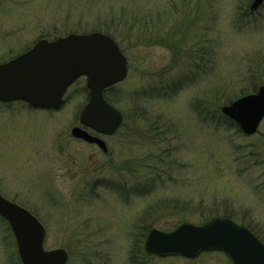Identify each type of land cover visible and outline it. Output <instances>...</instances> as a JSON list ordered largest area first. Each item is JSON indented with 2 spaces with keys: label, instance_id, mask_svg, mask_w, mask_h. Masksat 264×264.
Instances as JSON below:
<instances>
[{
  "label": "rangeland",
  "instance_id": "374dc122",
  "mask_svg": "<svg viewBox=\"0 0 264 264\" xmlns=\"http://www.w3.org/2000/svg\"><path fill=\"white\" fill-rule=\"evenodd\" d=\"M252 2L0 0V64L43 36L99 27L128 59L112 91L124 123L102 136L109 155L71 135L89 99L84 78L58 110L0 103V193L38 216L46 250H67V264H233L219 252L145 251L150 229L216 216L264 241V119L247 135L221 111L264 84V4L251 12ZM0 264H21L1 218Z\"/></svg>",
  "mask_w": 264,
  "mask_h": 264
},
{
  "label": "water",
  "instance_id": "95a60500",
  "mask_svg": "<svg viewBox=\"0 0 264 264\" xmlns=\"http://www.w3.org/2000/svg\"><path fill=\"white\" fill-rule=\"evenodd\" d=\"M263 3L253 0L251 11ZM128 71L126 55L105 33L40 39L25 53L0 64V102L23 101L34 108L59 109L68 89L85 77L89 100L80 113L81 125L74 126L71 134L108 153L106 142L88 129L106 136L118 131L123 114L106 100L104 91L124 81ZM221 111L245 134H255L264 119V85L223 106ZM0 216L13 232L22 264H67L69 254L65 249L45 250L46 228L41 221L1 193ZM145 250L159 257L187 258L220 251L233 264H264V243L249 228L219 216L202 225L183 222L169 232L153 228L147 235Z\"/></svg>",
  "mask_w": 264,
  "mask_h": 264
},
{
  "label": "trees",
  "instance_id": "16d2710c",
  "mask_svg": "<svg viewBox=\"0 0 264 264\" xmlns=\"http://www.w3.org/2000/svg\"><path fill=\"white\" fill-rule=\"evenodd\" d=\"M97 29H99V31L100 32H106V33H110V29L109 28H103V27H99V28H97ZM80 31L79 30H68V31H64V32H60V33H56L55 35H52V34H50V35H48V36H43L44 38H51V39H55L56 37H59V36H63V35H66V34H68V33H79ZM82 33H86V31H81ZM90 32H92V31H90ZM88 33V32H87ZM163 41V44H165L166 46H169V47H171V48H173L174 50L176 49L177 51L179 50V47H180V45L182 46V44H180L179 45V42H172V41H169V40H167V39H163L162 40ZM175 50V51H176ZM116 88V86H113V87H111V88H109V89H107L106 91H105V96H106V99L110 102V103H112V104H114V99H113V95H112V91L114 90ZM232 123H235V122H233L232 120H230ZM226 217V216H225Z\"/></svg>",
  "mask_w": 264,
  "mask_h": 264
},
{
  "label": "flooded vegetation",
  "instance_id": "af4514ba",
  "mask_svg": "<svg viewBox=\"0 0 264 264\" xmlns=\"http://www.w3.org/2000/svg\"><path fill=\"white\" fill-rule=\"evenodd\" d=\"M94 146H96V145H94Z\"/></svg>",
  "mask_w": 264,
  "mask_h": 264
}]
</instances>
